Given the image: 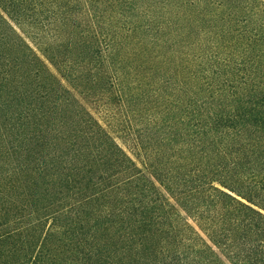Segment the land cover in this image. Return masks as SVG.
<instances>
[{"label":"trees","instance_id":"1","mask_svg":"<svg viewBox=\"0 0 264 264\" xmlns=\"http://www.w3.org/2000/svg\"><path fill=\"white\" fill-rule=\"evenodd\" d=\"M0 264H264V0H0Z\"/></svg>","mask_w":264,"mask_h":264}]
</instances>
